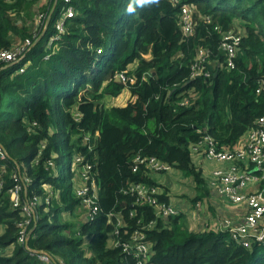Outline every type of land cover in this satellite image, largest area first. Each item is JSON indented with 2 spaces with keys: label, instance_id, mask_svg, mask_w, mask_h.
I'll list each match as a JSON object with an SVG mask.
<instances>
[{
  "label": "trees",
  "instance_id": "trees-1",
  "mask_svg": "<svg viewBox=\"0 0 264 264\" xmlns=\"http://www.w3.org/2000/svg\"><path fill=\"white\" fill-rule=\"evenodd\" d=\"M35 2L0 0V50L10 48L12 37L32 40L19 62L0 66V145L7 168L0 191V264H40L28 249L47 251L62 264H136L122 247L136 233L150 244L151 264H264V247L245 248L213 228H183L181 212L158 218L152 204L128 189L157 187V202H172L148 162L132 170L139 156L193 180V203L208 197L193 147L209 136L217 149L233 150L264 112V92H257L264 79V0H181L196 7L189 36L178 24L181 2L52 0L48 24L34 39L10 14ZM66 5L74 13L64 18L60 33L55 24ZM206 15L210 22L202 19ZM227 29L242 35L231 68L220 48V33ZM52 36L56 52L47 46ZM200 48L208 52L207 76L192 75ZM23 63L25 70L15 73ZM117 74L125 80L115 79ZM123 89L129 92L123 105L101 103L105 94L116 97ZM25 121L36 122L32 132ZM85 134L90 137L83 145ZM55 153L60 173L52 175L45 160ZM75 154L90 165L98 188L96 215L78 224L63 218L79 204L68 169ZM17 166L30 178L26 197L42 199L28 228V249L17 242L20 211L7 194ZM43 183L51 185L49 204L43 202ZM257 188L264 190V179Z\"/></svg>",
  "mask_w": 264,
  "mask_h": 264
},
{
  "label": "built area",
  "instance_id": "built-area-1",
  "mask_svg": "<svg viewBox=\"0 0 264 264\" xmlns=\"http://www.w3.org/2000/svg\"><path fill=\"white\" fill-rule=\"evenodd\" d=\"M6 1V0H4ZM46 6H49L52 0H43ZM70 0H63L64 3H68ZM173 5H177L181 0H170ZM56 3V0L55 2ZM53 3V4H54ZM55 5V4H54ZM53 8V6H52ZM196 12V7L193 3L181 2L178 11V24L182 33L189 36L194 30L193 15ZM74 13L73 7L70 5L63 6L62 13L59 19L61 23L56 24V29L61 33L63 31V20L65 17H70ZM44 17V15H43ZM49 18V14L46 17V21ZM58 19V20H59ZM205 22H210V16L206 15L202 18ZM57 20V21H58ZM46 28V24H45ZM220 48L225 52L226 59L225 64L228 68L233 67V59L236 56L239 43L241 41V33L227 29L221 31ZM57 36L50 38L53 41ZM19 41L15 46H10L9 49L0 50V66L12 65L19 62L25 55V52L32 44V40L28 37ZM31 42V43H30ZM52 44V43H51ZM100 52V49H97ZM208 56L206 49L200 48L197 51L195 64L192 67V75L203 74L207 76L209 74L206 69L205 62ZM28 63H23L18 72H23ZM23 66H25L23 68ZM120 81H124L123 74H117ZM117 78V79H118ZM264 92V79L259 81V87L257 92ZM186 104V102H185ZM78 114H75L77 116ZM26 123L28 132H32L33 128L37 125L35 121ZM90 137L89 134L83 135L84 140ZM243 144L238 145L233 150H219L213 144L211 137L206 136L200 143L193 147L195 151H201L204 157L209 161L226 162L228 167L225 169H217L213 173V179L209 181V186L216 189V191L225 196L228 200L234 203H244L247 212L244 213L242 219L234 224L231 219L225 218L216 226L215 230L228 232L232 240L240 244L245 248H251L253 245H259L264 247V190L256 187L251 192L243 193V189L252 181L259 182L260 179H264V112L255 121V127L249 129L244 137ZM43 143L35 158L37 163L44 147ZM6 153L3 147L0 145V191L4 188V174L6 173V164L4 159ZM57 157V154H51V158L45 160L46 168H51L52 175L59 174V170L56 167L53 159ZM72 158L71 182L73 191L76 198L79 199V204L76 207L80 214H83V221L92 219L97 213V192L98 188L95 184L94 177L90 173V165L84 161V158L75 154ZM148 162L151 171H167L171 168L163 163L150 159H143L139 156L133 159V171L137 169L138 164ZM245 166V168H244ZM251 169L249 172L248 168ZM258 173V174H257ZM12 180L11 185L7 188V194L11 203V206L18 208L20 211V219L17 222L18 237L17 242L26 246L29 238L28 228L35 219V208L42 203V199L38 195H34L31 198H27L25 191L27 184H29L30 178L24 176L21 171L17 169L10 174ZM42 188L48 195L44 197L43 202L49 204L51 185L43 183ZM129 191L134 192L140 199H144L154 206L155 215L158 218H168L169 216L180 213V210L175 208L172 203L157 202L153 194L161 193L157 187H148L143 184H131L128 187ZM46 209V208H45ZM120 220L117 221L116 226H120ZM1 224V223H0ZM204 228L210 227L207 222L203 224ZM117 228L114 229V233H117ZM143 235L134 234L130 242L122 243L123 251L129 254H133L136 257V264H151V247L150 244L144 240ZM117 245L118 243H113ZM28 249V248H27ZM30 254L35 255L40 264H62V261L51 255L44 250H32L28 249Z\"/></svg>",
  "mask_w": 264,
  "mask_h": 264
},
{
  "label": "rangeland",
  "instance_id": "rangeland-1",
  "mask_svg": "<svg viewBox=\"0 0 264 264\" xmlns=\"http://www.w3.org/2000/svg\"><path fill=\"white\" fill-rule=\"evenodd\" d=\"M4 2L6 4H13L15 2V0H6ZM45 4L46 3L43 0H36L35 3H31L30 5L22 3L20 5L21 11H19L17 14H14V13L10 14V16L16 19L15 24L17 26H21V25L25 26V28L27 29V33L31 34L35 39L45 29V24H46L45 19H46L47 15L49 13V10H50L49 9L50 6H46ZM43 15H44V17H43ZM57 22H58V24L61 23V19H59ZM57 22H56V24H57ZM56 24H55V27H56ZM12 40H13V42H11V46H15V44L17 42H19L18 37H12ZM51 43H52V41L49 39V41L47 42V46L51 47L52 51L56 52L58 50V47L54 44H51ZM24 67L25 66H23V68ZM15 73H21V72H18L16 70ZM117 78L118 77H116L115 79H117ZM117 80L120 81L119 78ZM126 96L127 95L124 93V90H122L120 95H118L117 97H113L111 95L105 94L103 96V98L101 99V103H103L106 106L123 105L126 102V100H125ZM11 117H15V114H11ZM82 144L86 145V140H84L83 137H82ZM200 154H201V151H200ZM203 157H204V155H203ZM204 161L207 164H214L215 163V161H208V160H204ZM67 163L68 162L65 163V167L67 166ZM150 173H152V177L156 181H158L159 183H161L163 186H165L167 188L169 195L172 196V198H173L172 205L175 206V204H177L178 207L181 209L182 213L180 214V216H181V221L184 224V225L181 224L182 227L183 228H185V227L189 228V226H190V220L188 219V216H190L189 212L197 211V206L194 203H192V201H190L189 199H188L189 205L187 207H182L181 204H179V203H180L181 199L192 198L194 196V194H196L195 184H194L193 180L185 179V176L183 175V173L181 171H177L174 168H171L167 171H162V172H157V171L152 170ZM185 188H187L188 193H185ZM200 203L202 206L201 201H200ZM234 204H235V207H238V205L236 203H234ZM78 213H79L78 211L74 212L71 215V218H68L69 215L63 214V218L66 220L70 219V221L75 223L80 219ZM219 222H221V221H219ZM1 225H2V223H1ZM216 226L217 225H214L212 227L216 228ZM191 227L193 229H195V231L199 230L198 224L195 226L191 225ZM199 231H202V229H200ZM217 231H220V230H217ZM109 244L112 245V242H109ZM10 249H11V247H9L7 250H10Z\"/></svg>",
  "mask_w": 264,
  "mask_h": 264
},
{
  "label": "crops",
  "instance_id": "crops-1",
  "mask_svg": "<svg viewBox=\"0 0 264 264\" xmlns=\"http://www.w3.org/2000/svg\"><path fill=\"white\" fill-rule=\"evenodd\" d=\"M123 90H124V93L127 95L125 97V100L127 101L129 98V92L127 89L126 90L123 89ZM119 106H121V105H119ZM244 140H245V138H242L238 142V145L243 144ZM192 151H193L192 152L193 162L197 167H199L202 170L203 177L207 181V186L209 189V195L207 198L202 199V201H201L202 206H201L200 202L197 204L194 203L197 206V211L189 212V214H190V216H188V219L190 220V226L188 225L189 230H194L191 227V225L195 226L197 224L199 226L198 227L199 230L200 229L204 230V229H208V228H213L215 230V228L212 226L218 225L219 224L218 222L224 220L225 218L231 219L234 224L238 223L242 219L244 213L247 212L245 204L242 202L236 203L238 205V207H235L234 202L232 203V201L228 200L225 196L219 194L215 188L210 187L208 184L209 181L213 179L214 171L217 169H220V168H222V169L227 168L228 163L215 161L214 164H207L204 161L207 159L205 157H203L202 152L200 154V151H195L194 149ZM72 162H73V160H71V162H69V164H68L69 172H71L70 169L72 168ZM244 168H245V166H244ZM250 169H251V167L248 168L247 171L249 172ZM59 173H60V171H59ZM252 180L253 179H251V181L248 183V185L243 189V193L251 192L254 189H256L258 182H255ZM185 193H188L187 188H185ZM188 199L190 201H192L191 200L192 198H183V199H181L179 204H181L182 207H187L189 205ZM172 202H173V199H172ZM174 207L179 209L181 212V209L178 207L177 204H175ZM74 212H77L76 208L74 209V211L72 213L67 214V215H69L68 218H71V215ZM78 215H79L80 219L77 222H75L76 224H78V223H80V221L82 222L84 220L83 214L78 213ZM205 221L207 222L208 226H210V227H207V228L203 227V224ZM2 229H3V226L0 224V232H2Z\"/></svg>",
  "mask_w": 264,
  "mask_h": 264
},
{
  "label": "clouds",
  "instance_id": "clouds-1",
  "mask_svg": "<svg viewBox=\"0 0 264 264\" xmlns=\"http://www.w3.org/2000/svg\"><path fill=\"white\" fill-rule=\"evenodd\" d=\"M140 2H141V3H144V2H146V0H140Z\"/></svg>",
  "mask_w": 264,
  "mask_h": 264
},
{
  "label": "water",
  "instance_id": "water-1",
  "mask_svg": "<svg viewBox=\"0 0 264 264\" xmlns=\"http://www.w3.org/2000/svg\"><path fill=\"white\" fill-rule=\"evenodd\" d=\"M48 21H49V18L47 19V21H46V25L48 24ZM26 248H27V246H25Z\"/></svg>",
  "mask_w": 264,
  "mask_h": 264
}]
</instances>
